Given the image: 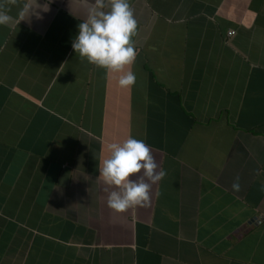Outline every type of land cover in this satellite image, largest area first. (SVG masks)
<instances>
[{
  "label": "crops",
  "instance_id": "obj_1",
  "mask_svg": "<svg viewBox=\"0 0 264 264\" xmlns=\"http://www.w3.org/2000/svg\"><path fill=\"white\" fill-rule=\"evenodd\" d=\"M25 2L0 25V264H264V0H129L131 88L72 48L94 0ZM129 137L166 175L117 213L99 168Z\"/></svg>",
  "mask_w": 264,
  "mask_h": 264
},
{
  "label": "clouds",
  "instance_id": "obj_2",
  "mask_svg": "<svg viewBox=\"0 0 264 264\" xmlns=\"http://www.w3.org/2000/svg\"><path fill=\"white\" fill-rule=\"evenodd\" d=\"M18 0L0 3V25H8L13 17L8 14ZM41 7L37 0H26L18 13V22L35 13ZM105 9H108L107 11ZM38 15V14H37ZM78 35L72 48L81 61L105 69L109 73H123L119 77L121 88H131L136 83L132 71H125L134 63L137 53L133 37L137 35L138 23L129 0H94L87 19L78 25ZM110 156L102 161L100 176L110 191L107 204L117 213L150 203V189L162 180L166 172L157 171L158 165L150 148L143 140L129 137L122 143L108 145ZM240 190L239 177L232 185Z\"/></svg>",
  "mask_w": 264,
  "mask_h": 264
},
{
  "label": "built area",
  "instance_id": "obj_3",
  "mask_svg": "<svg viewBox=\"0 0 264 264\" xmlns=\"http://www.w3.org/2000/svg\"><path fill=\"white\" fill-rule=\"evenodd\" d=\"M233 34H234L233 31H229V32H227V36H232Z\"/></svg>",
  "mask_w": 264,
  "mask_h": 264
}]
</instances>
